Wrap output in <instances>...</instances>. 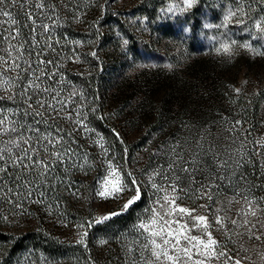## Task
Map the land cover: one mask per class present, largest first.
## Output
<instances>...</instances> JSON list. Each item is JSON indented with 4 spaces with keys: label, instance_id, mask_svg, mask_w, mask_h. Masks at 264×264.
Returning a JSON list of instances; mask_svg holds the SVG:
<instances>
[{
    "label": "rangeland",
    "instance_id": "rangeland-1",
    "mask_svg": "<svg viewBox=\"0 0 264 264\" xmlns=\"http://www.w3.org/2000/svg\"><path fill=\"white\" fill-rule=\"evenodd\" d=\"M138 1L110 2L111 19L102 24L98 33L87 30V25L98 21V11L106 0L87 2L84 9L88 11L77 18V36H88L93 55L97 53L99 39L110 35L113 42L105 49L109 52L84 58L89 43L78 44L75 49L71 46L64 53L71 57V64L64 59L57 69L44 66L41 73H47L43 87L52 85L62 96L75 89L78 93L75 98L86 102L73 77L90 80L95 69L105 105L99 107L101 98H98L92 101L89 110L79 104L75 107L88 110L86 119L102 115L103 125L95 129L90 120H85L86 127L80 128L74 119L68 121L76 127L77 135L89 138L98 147L112 135L120 142L128 139L133 144V154L122 157L111 147L89 148L85 155L76 154L73 161L74 168L80 172L78 180L58 192V196L65 198L57 201L55 209L52 208V200L57 199L54 193H46L41 199L27 196L33 199L32 208L24 212L20 202L29 199L26 200V194L18 186H11L15 189L11 193L0 191L2 229L15 235L36 229L41 214L46 217L44 222L50 224L48 229L56 232L57 242L78 245L85 248L86 254L63 260L29 247L28 251H21L23 255H16L12 264H104L101 257L106 252L111 254L106 256L107 264H142L143 258L151 259V253L144 250L147 233L138 230V225L152 218L153 209L160 213L172 211L167 205L160 207L164 193L157 191L153 183L160 186L166 182L154 174L167 170L166 164L174 155L172 145L178 144L177 152L187 155L189 149L201 151L196 146L197 140L204 152L213 145L221 162L229 163L217 171L212 167L213 154L208 152L204 158L209 163L202 164V171L196 175L205 185L208 177L218 185L211 187V199L197 194L199 182L182 180L183 190L176 194V205L192 210V216L207 217L208 231L218 242L217 252L226 251L242 264H264V187L261 190L250 187L247 174L264 172V32L255 27L264 18V0H194L191 7H187L185 0H163L152 17L145 18H139L134 9ZM241 3L244 14L232 17L223 26L225 16ZM14 7L22 8L19 3ZM232 41L236 43L231 44ZM222 44L230 45L229 52L218 51ZM245 44H250L251 49L242 47ZM255 103H259L256 118H246L244 107L252 109ZM159 119L163 121L162 131H151L154 122L159 127ZM217 175L221 177L218 181ZM105 187L108 192L114 188L122 190L114 196L101 197L97 193ZM143 194L145 205L135 225L124 233L118 232L117 237L93 234L86 239L92 232L90 224L96 214L103 217L119 214L125 210V204L131 200L133 205ZM48 195H52L49 201ZM244 197L255 201L252 205L255 216L251 215ZM40 203L49 208L39 211L35 205L38 207ZM181 216L188 225V235L207 239L202 236V228L192 227L195 223L192 216L177 211L174 218ZM217 216L223 219V228L215 223ZM245 222L247 226L242 227ZM256 236L260 239H255ZM130 248L135 250L133 256L129 255ZM193 260L203 257L194 256ZM181 264H193V261ZM207 264H233V261L221 257Z\"/></svg>",
    "mask_w": 264,
    "mask_h": 264
},
{
    "label": "snow or ice",
    "instance_id": "snow-or-ice-1",
    "mask_svg": "<svg viewBox=\"0 0 264 264\" xmlns=\"http://www.w3.org/2000/svg\"><path fill=\"white\" fill-rule=\"evenodd\" d=\"M9 2L14 6L19 3L22 8L31 3L32 7L39 9L41 12L45 10V4L42 0L41 2H36V0H0V6H4ZM193 2L194 0H185L187 7H191ZM52 10L54 11V8ZM238 14H244L242 3L237 9L229 11L225 16V24L223 26H226L227 22ZM0 16L7 17V23L9 24V28L6 30L7 34H5V30H0V43L7 45L6 47H0V83L4 85L2 93H7V95L0 94V101L17 99L20 101L19 106L11 112L0 105V137H9L0 143V191L6 193L15 191L11 185L8 188H4L5 180L14 181L17 184H21L23 181V186L28 189L25 194L31 196L33 181L29 179L30 176L34 175L37 182H39L40 176L47 180L57 164L67 163L64 157L70 158L75 154V149L71 147L72 141H69V146L63 148V156L61 155V149L57 146L63 144L66 134L55 121L74 119L78 127L85 128L86 113L75 107V97L78 95L75 89L67 96H62V93L55 90L52 85L43 87V80L47 73L41 74L43 70L39 68V65L50 63V61H43L37 58L33 62L30 59H26L24 46L19 42V29L12 27L17 21L10 12L4 11L3 7H0ZM28 16L31 18L32 13L29 12ZM4 23L5 21L0 20V28H2ZM32 23L36 24V20L32 19ZM262 24H264V18L258 21L255 27L258 31L264 32ZM41 27L47 30L49 26L42 24ZM13 41H16V43H13ZM235 43V41L231 42V44ZM125 44H127V41H125ZM242 47L251 49L250 44L242 45ZM220 50L227 53L230 50V45L222 44L221 49H218V51ZM31 55L32 52L28 51L27 56ZM93 55L95 54L93 53ZM168 67H171V65H168ZM9 73H14V75H9ZM45 94H47V98ZM21 110L23 117H31L35 121V126L32 124L26 125L23 118L19 120L11 118L12 116L20 115ZM49 121H52V123L50 124ZM40 124L48 125V130L40 128ZM21 128L26 132L33 133V135L26 136L24 132H20L19 136L11 135L18 132ZM196 146L200 148V152L189 149L187 150L188 154L185 155L183 152H177L178 144L172 145L171 151L174 155L166 164L167 170L154 174L159 175L166 182L160 186L153 183V187L157 191L164 193L163 197L160 198L163 200L160 207L163 208L167 205L172 211L160 213L153 209L152 218L148 222H142L138 225V230H143V233H147L144 250L151 253V259L143 258L142 264H181L182 261H193V264H207L208 261L220 259L221 257H227L228 260L233 261V264H242L241 261L228 256L226 251L217 252L218 242L212 237L211 232L208 231L207 217L192 216V210L176 205V194L183 190L180 183L182 180H186L189 183L199 182L200 188L196 190L197 194L201 198L207 196V198L211 199L210 189L213 186L218 187V185L214 184L211 177L207 178L208 184L205 185L202 180H197L196 175L197 172L202 171V164L209 163L204 158L207 157L208 152L213 154L212 167L217 171L229 163L227 160L221 162L220 156L215 153L213 145H209L208 152H204L203 145L199 140L196 141ZM201 152H203V156H201ZM161 167L164 168L165 166ZM220 179L219 175L215 177L217 181ZM40 186L43 187V184H40ZM121 190V188H114L112 192H108L105 187L104 190L99 191L97 194L101 197L114 196ZM17 195H19L18 192ZM137 198H139L138 190ZM244 199L248 200L249 211L251 215L255 216V210L252 209L255 201L247 197H244ZM131 203L133 201L130 200L125 204V210ZM177 211L181 214L192 216L195 221L192 227L202 228V236H206L207 239L188 235L186 231L188 225L183 221V216L180 219L174 218ZM113 215H118V213H110L103 219H109ZM100 222L102 220L96 221V223ZM215 223L222 228L224 227L223 219L220 216H217ZM232 223L235 226L236 221L233 220ZM241 226H247V222ZM249 238L253 237L250 236ZM254 238L260 239L259 236ZM82 242L83 240H81ZM101 243L104 244L107 241H101ZM128 252L130 256H133L135 250L130 248ZM194 256H202L203 260H193Z\"/></svg>",
    "mask_w": 264,
    "mask_h": 264
},
{
    "label": "trees",
    "instance_id": "trees-1",
    "mask_svg": "<svg viewBox=\"0 0 264 264\" xmlns=\"http://www.w3.org/2000/svg\"><path fill=\"white\" fill-rule=\"evenodd\" d=\"M89 1L90 0H42V2L45 4V10L43 12H41L39 9L32 7L31 3H28L23 8L14 7V5L10 3H7L2 7L4 11L10 12L12 14V17L17 21V23L12 27L19 29V42L22 43L24 46L26 59H30L33 62H35L37 58L43 61H50V63L40 64L39 68L43 69V67L46 66L50 69H57L58 65L63 64L64 59H66V63L71 64V57L66 56L64 54L66 53L65 50L67 48L68 50L72 49V47L75 49L78 44L89 43L87 39L88 36L87 38L85 35L80 38H78L77 36V30H79L77 27L79 26L77 18L81 16L83 11H88L84 8L86 6V3ZM112 1L114 0H106V2L100 7L98 11V21H95V23L92 24L89 23L87 25V30L98 33L99 29L102 28V24H105L110 21V16H112V14H110V2ZM36 2H41V0H36ZM162 2L163 0H139L135 5L134 9L137 12V16L139 18L152 17V13L155 12L160 6H162ZM53 8L54 11L52 10ZM29 12L32 13L31 18H29L28 16ZM99 16L102 17L101 20H99ZM32 19L36 20V24L32 23ZM0 20L5 21L0 30H5V34H7L6 30L9 27V24L7 23L8 18L0 16ZM42 24H47L49 26L48 29H43L41 27ZM112 42L113 40L110 35L109 37L103 36L102 39H99V47L97 48V53L95 52L94 56L90 51L91 44L89 43V50L86 51L85 55L87 56H84V58H89L90 56H99V54L101 55V53L107 54L109 50L106 51L105 49ZM13 43H16V41H13ZM6 46V44L0 43V47ZM28 51L32 52L31 56H27ZM96 72L97 71L94 69L90 76V80L84 79L80 81L81 77H73L75 84L86 97V102H84V99L82 98H75V106L79 104V107H89L87 108L89 110L93 107L92 101L98 98H101V100L97 103L98 106L100 107L105 105L104 103L106 101L102 96L101 88L99 85L100 78L99 76H96ZM9 75H14V73H9ZM3 87L4 86L0 84V94L7 95V93H2ZM45 97L47 98L46 94ZM19 103V99L0 101V105H2L9 112H11L13 109H16L19 106ZM87 109H82V112L88 114ZM258 111L259 103H255L252 109L244 107V112L246 113L244 115H246V118L252 117L254 120ZM90 116H92V113H89V117ZM11 118L14 120H19L23 118L26 125L32 124L33 126H35L34 120L31 117H23L22 110L20 115L12 116ZM104 118L107 119L106 117ZM161 119H159V127L156 126V122L152 124V126L150 127L152 128L150 129L151 131H155L156 133L160 130L162 131L163 125H160L163 124V121H161ZM87 120H90L92 124L91 127L95 129H99V126L103 125L102 115L100 118L96 116L92 117L91 119L87 118L86 121ZM49 123L51 124L52 121H49ZM55 123L58 124L59 127L62 128L64 130V133L66 134L63 144L57 146L61 149V155L63 156V148L69 146V141H72L71 147L75 149V154L70 158L64 157V159L67 160V163L57 164L56 167L53 168V170L51 171V176H48L47 180H45L43 176H40L39 182H37L36 177L34 175L29 177V179L33 181L32 195L30 196L31 198L41 199V196L43 197L46 193L57 194V199H55V201L54 199L52 200L54 202L52 206L53 209H55L56 207L58 208L57 201H61L63 197V195L58 196V192H62L65 187L74 184L78 180L80 172L77 168H74V166L76 165L73 161L74 156L76 154L85 155L87 154V151L90 150L89 148L93 150H99L100 148L108 149V147H111V150L117 151L118 154L120 152L122 157L124 154H133V144L129 143L128 139H123L121 140L122 142H120L115 136L113 137L112 135V137H109V139H107L106 137L105 141L102 143V146L98 147L97 145H94V141L90 140L89 138L77 135L76 133L78 131L75 130L76 127L73 126V123L68 121L67 119L56 120ZM39 127L44 130H48L49 126L45 124H40ZM20 132H24V135L26 136L33 135V133L24 131L23 128L11 135L19 136ZM8 138V136L0 137V143H2L4 140H7ZM247 174L248 184L250 187H255L259 190L264 187V172L254 171L250 173L248 171ZM40 184H43V187H41ZM5 185H7V187L11 185L13 186V188L15 186H18L17 189H20L22 193H26L28 191L27 187L23 186L24 182L23 184H17L16 182L11 180H5L4 186ZM8 196L11 197V195L9 194ZM48 196L49 197L47 200L49 201L52 195ZM145 196L146 195L143 194V196H141L136 203H134L118 215H114L109 219L104 220L102 214H96L94 222L92 221V223L90 224L92 232L90 235L86 236V239H89L93 234H95L96 236H101L103 238H112L117 237L118 232L124 233L125 231H127L132 225L136 224L138 218L142 214L143 205H145ZM25 198L26 200L29 199L27 195H25ZM33 199H29V202H20V206L24 208V212L32 208V203L30 202ZM72 205L74 208V204ZM35 207L38 208L39 211L43 209L41 212H44V210L46 211L48 205L45 203H40L38 207L36 205ZM71 208L72 206L68 209ZM38 209H36V211L39 213ZM78 211L79 209H77V212ZM100 215L102 217H99ZM40 217L41 219L38 218V225L36 226V229H27L26 232L19 233V235H15V232H10L2 229L3 227L1 228L0 224V264L14 263L12 261L14 260V257L19 254L23 255L21 251H28L29 247H32L34 251L36 250L41 254L49 255L50 257L56 259L62 258L63 260H69L73 259L77 255L85 256V248L81 249L78 245L69 246L63 245L61 242H57L58 237L55 235L56 232H52L48 229L49 222H44L43 218L46 217H42L41 214ZM97 220H102V222L96 223ZM107 255L111 254L106 252L104 253L103 257H101V260L104 261V264H107L105 262ZM1 258L5 260H1Z\"/></svg>",
    "mask_w": 264,
    "mask_h": 264
},
{
    "label": "built area",
    "instance_id": "built-area-1",
    "mask_svg": "<svg viewBox=\"0 0 264 264\" xmlns=\"http://www.w3.org/2000/svg\"><path fill=\"white\" fill-rule=\"evenodd\" d=\"M99 217H102L101 215Z\"/></svg>",
    "mask_w": 264,
    "mask_h": 264
}]
</instances>
